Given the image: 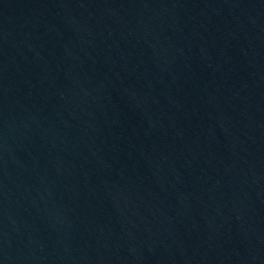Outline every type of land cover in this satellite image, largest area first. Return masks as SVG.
<instances>
[{
	"label": "water",
	"instance_id": "1",
	"mask_svg": "<svg viewBox=\"0 0 264 264\" xmlns=\"http://www.w3.org/2000/svg\"><path fill=\"white\" fill-rule=\"evenodd\" d=\"M0 264H264V0H0Z\"/></svg>",
	"mask_w": 264,
	"mask_h": 264
}]
</instances>
